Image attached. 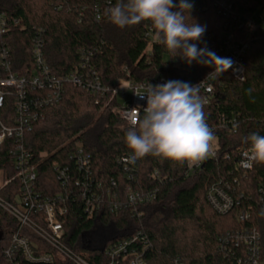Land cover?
Wrapping results in <instances>:
<instances>
[{"label":"trees","instance_id":"16d2710c","mask_svg":"<svg viewBox=\"0 0 264 264\" xmlns=\"http://www.w3.org/2000/svg\"><path fill=\"white\" fill-rule=\"evenodd\" d=\"M226 1L242 19L257 18L264 12V0ZM117 2L0 0V12L9 20L21 22L10 26L0 39V46L5 44L8 51L13 72L23 74L33 67V41L39 30L45 41V61L57 77L75 71L83 50L89 53L91 69L109 89L121 79L143 82L161 77L192 85L214 71L211 66L196 62L189 65L179 57L174 58L157 43L150 22L123 29L112 24L105 12ZM189 2L194 5L191 19L206 26L204 35L210 36L202 38L198 46L206 44L223 57L222 41L234 24L233 18L220 13L215 0ZM150 29L153 42L146 37ZM242 33L251 36L250 50L244 59L245 81L236 80L229 70L218 78L219 85L205 113L218 138L217 157L205 160L193 175H187V164L152 156L129 164L131 152L125 143L129 126L114 114L118 102L112 93L97 104L94 96L67 85L62 102L46 109L45 120L38 122L25 137V147L37 163L38 187L44 194L61 191L54 163L70 165L68 155L77 142L91 156L94 176L103 190L112 187L111 182L115 181L123 199L128 187L140 193L156 192L152 202L140 206L141 218H133L130 208L114 214L105 201L96 222L85 217L80 198L71 201L64 219L63 242L68 248L87 257L91 264H108L103 247H91L88 239L99 223L113 230L105 246L140 233L139 242L133 246L139 251L144 249L147 264H174L177 260L181 264H248L246 260L239 263V259H244V249L236 248L233 238L238 232L255 229L260 234L264 264V213L259 193L264 189V164H254L246 175L238 167L240 150L250 147L246 138L251 133L264 135V30L255 26ZM13 115L8 104L0 109L1 121L7 122ZM229 120H235V132L219 127L222 121ZM11 147L10 140L0 146V197L9 202L20 188L9 155ZM127 166L129 170H125ZM155 172L158 176L152 177ZM213 187H221L234 199L235 206L228 213H218L208 202ZM241 213H249V218L240 221ZM16 228V221L0 209V248L8 245ZM54 264L73 263L57 258Z\"/></svg>","mask_w":264,"mask_h":264},{"label":"built area","instance_id":"2783aa9c","mask_svg":"<svg viewBox=\"0 0 264 264\" xmlns=\"http://www.w3.org/2000/svg\"><path fill=\"white\" fill-rule=\"evenodd\" d=\"M215 4L220 7V13L233 18L234 24L223 38L221 51L223 57L231 58L234 62L233 67L229 69L232 76L243 82L246 78L244 59L250 50L251 36L242 32L255 26L264 30V12L257 18L242 19L232 12V5L226 0H215ZM20 23L9 20L0 12V39L6 36L10 26H18ZM150 31L151 29L146 37L153 42L155 38ZM203 38L210 39V36L204 35ZM44 46L43 32L39 30L33 41V67L23 74L13 72L5 44L0 46V109H4L8 104L14 111V115L8 118L7 122L0 120V146L7 140L12 141L9 155L13 159L20 184L12 202L0 197V209L17 223L16 231L8 245L0 248V264H54L57 258L66 259L73 264H91L87 257L74 252L63 242L64 219L69 213V203L76 202L80 198L84 203L85 217L95 219L96 222L105 201L110 212L114 214L130 208L133 218H141L143 214L139 210L140 206L152 202L156 198V192L140 193L128 187L123 199L115 181L111 182L112 187L103 190L101 183L97 182L94 176L91 156L86 153L83 145L77 142L74 151L68 155L70 165L54 163V171L61 191L51 195L44 194L38 187L40 176L37 163L33 162L30 152L25 147V137L33 131L38 122L45 120L46 109L62 102L67 85H74L94 96L97 104L104 100L108 93H112L118 102L113 109L114 114L130 126L133 117H143V108L147 106L146 98L139 99L135 93H143L149 83L156 85L167 81L163 77L143 82L121 79L113 89H109L102 83L98 73L91 69L89 53L84 50L80 53V63L75 71L64 77H57L45 61ZM125 84L128 85L127 88L124 87ZM197 84H200V95L206 101L204 104L206 113L219 85L218 78L207 75L192 85ZM128 90L132 92L131 101L123 104L120 99L126 100ZM132 109L135 111H131ZM219 127L227 128L230 132H235L237 129L235 120L222 121ZM210 128L214 130V127L210 126ZM217 144L216 137L213 154L197 165L188 166L187 175H193L205 160L217 157ZM249 151L250 147L240 150L239 153L238 167L245 175L254 166L246 163L244 154ZM127 161L128 159L125 162ZM125 170H129V167L127 166ZM158 174L155 172L152 177ZM129 179L132 180L133 177L129 176ZM259 193L264 213V189H260ZM207 198L213 209L220 214L228 213L235 206L234 199L221 187L211 188ZM248 218L249 213L239 215L240 221ZM30 235L36 237L41 244ZM140 236L139 233L130 239L114 241L106 246L104 242L101 247L108 264H147L144 259V249L139 251L133 246L139 242ZM260 239V234L255 229L234 235L235 247L244 249V259H239V263L246 260L248 264H263ZM174 264L181 263L177 260Z\"/></svg>","mask_w":264,"mask_h":264},{"label":"clouds","instance_id":"9594fccd","mask_svg":"<svg viewBox=\"0 0 264 264\" xmlns=\"http://www.w3.org/2000/svg\"><path fill=\"white\" fill-rule=\"evenodd\" d=\"M193 7L189 0L178 3L174 0H118L105 15L121 29L150 22L157 43L174 58L179 57L189 65L196 62L211 66L214 71L208 76L219 78L234 62L218 56L206 44L198 46L206 26L191 19ZM199 85L169 80L163 84L149 83L143 93H135L139 99L146 98L147 106L143 108V117H133L125 132L130 163L152 156L192 167L213 154L216 137L207 123L206 101L200 95ZM246 140L250 144V151L244 154L246 163L264 164V135L251 133Z\"/></svg>","mask_w":264,"mask_h":264},{"label":"rangeland","instance_id":"374dc122","mask_svg":"<svg viewBox=\"0 0 264 264\" xmlns=\"http://www.w3.org/2000/svg\"><path fill=\"white\" fill-rule=\"evenodd\" d=\"M127 84H125V88H127ZM132 92L130 90L127 91L126 100L120 99V102L123 104H127L131 101ZM113 230L111 227H104L101 224H97L94 231L90 233L88 239L90 240L91 247H101L102 244L111 237Z\"/></svg>","mask_w":264,"mask_h":264}]
</instances>
